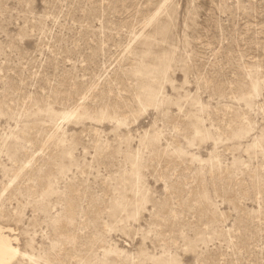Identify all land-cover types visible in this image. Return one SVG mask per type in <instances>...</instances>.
I'll return each instance as SVG.
<instances>
[{
  "label": "rangeland",
  "instance_id": "1",
  "mask_svg": "<svg viewBox=\"0 0 264 264\" xmlns=\"http://www.w3.org/2000/svg\"><path fill=\"white\" fill-rule=\"evenodd\" d=\"M0 225L12 264H264V0H0Z\"/></svg>",
  "mask_w": 264,
  "mask_h": 264
},
{
  "label": "bare ground",
  "instance_id": "2",
  "mask_svg": "<svg viewBox=\"0 0 264 264\" xmlns=\"http://www.w3.org/2000/svg\"><path fill=\"white\" fill-rule=\"evenodd\" d=\"M19 240L13 229L0 225V264H12L20 256Z\"/></svg>",
  "mask_w": 264,
  "mask_h": 264
}]
</instances>
